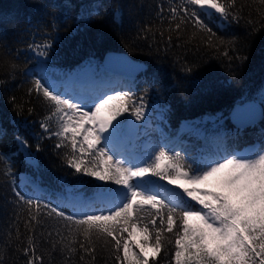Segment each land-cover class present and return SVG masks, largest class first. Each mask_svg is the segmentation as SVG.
<instances>
[{"label": "trees", "instance_id": "1", "mask_svg": "<svg viewBox=\"0 0 264 264\" xmlns=\"http://www.w3.org/2000/svg\"><path fill=\"white\" fill-rule=\"evenodd\" d=\"M181 2L0 0L3 264H27L24 249L30 236L35 238L36 255L43 256V264H115L111 246L105 247L103 241L96 242L95 259L80 250L66 258L61 245H53L58 231L66 235L67 222L54 214L47 216L49 209H41L39 224L28 223V206L17 193L53 208L60 205L61 211L71 215L70 197L76 192L85 198L91 196L90 185L96 183L94 178L74 175L64 162L68 149L56 148L57 139L41 128L51 105L33 90L36 79L47 80L58 89L71 82L99 94L120 90L131 92L134 98L144 97L147 107L143 121L130 140L140 155L165 145L184 158L236 153L251 142L264 147V114L247 125L236 124L230 116L236 103L255 99L264 104V4L260 0H236L233 17L224 22L215 16L209 22L198 13L215 33L209 39L191 23L176 30L179 21L173 20L170 9ZM44 43L52 47L44 56V66L39 67H44L41 74L37 66L42 63L38 54L43 49L34 46ZM109 50L126 51L147 66L135 77L120 75L103 63V55ZM88 69L92 75L89 82L85 80ZM73 85L72 89L76 87ZM130 115L125 113L124 119ZM185 119L199 130H181ZM50 124L54 130L55 119ZM17 137L27 143L22 146ZM24 148L32 160L27 159ZM21 171L31 174L44 190L22 182ZM31 214H36L35 209ZM167 239L173 243L162 249L155 264H174L175 238L168 235Z\"/></svg>", "mask_w": 264, "mask_h": 264}, {"label": "snow or ice", "instance_id": "2", "mask_svg": "<svg viewBox=\"0 0 264 264\" xmlns=\"http://www.w3.org/2000/svg\"><path fill=\"white\" fill-rule=\"evenodd\" d=\"M235 7L236 0H182L170 13L179 21L176 30L191 23L211 39L215 33L198 13L209 22L212 16L224 22ZM34 47L42 48L39 55L46 57L52 45ZM33 90L50 102L41 128L57 139L56 148L68 149L65 164L74 175L96 181L90 185L91 196L76 192L70 197L71 215L60 205L53 208L17 193L28 206L29 224L40 223L42 208L49 209L47 216L67 222L66 235L58 231L53 245L59 243L66 258L80 250L95 259L96 242L103 241L111 246L115 264H155L162 249L173 243L167 239L172 235L174 264H264V149L252 155L184 158L165 145L134 155L124 150L125 124L118 118L131 112L143 119L144 97L120 90L72 96L41 79L34 80ZM17 139L22 146L27 143ZM24 254L27 264H43L34 236Z\"/></svg>", "mask_w": 264, "mask_h": 264}, {"label": "water", "instance_id": "3", "mask_svg": "<svg viewBox=\"0 0 264 264\" xmlns=\"http://www.w3.org/2000/svg\"><path fill=\"white\" fill-rule=\"evenodd\" d=\"M105 67L120 75L135 77L140 74L147 66L146 62L134 58L126 51L109 50L103 55ZM264 114V104L255 99H249L241 103H236L230 112V116L236 124L247 125L261 119ZM143 119L137 120L134 115L128 116L125 121V137H134Z\"/></svg>", "mask_w": 264, "mask_h": 264}, {"label": "rangeland", "instance_id": "4", "mask_svg": "<svg viewBox=\"0 0 264 264\" xmlns=\"http://www.w3.org/2000/svg\"><path fill=\"white\" fill-rule=\"evenodd\" d=\"M38 56H39L40 61H42V63H40V61H39L40 65L37 66V68H39L41 66H44L42 64H44L43 61H45L44 60V56H40L39 54H38ZM43 69H44V67L39 68L38 69V73L42 74L43 73ZM85 73H86L85 74L86 75L85 80L87 82L92 81L91 69H88ZM49 83H51V82H49ZM72 85H73V83H71V82L65 83V85L63 87L59 88V90L61 92L71 93L72 96H77L79 94H99L97 91L89 89L90 87H87V86H85L83 84H75V85H73V86H76V87H73L74 89H72V87H70ZM75 90H77V91H75ZM124 116H125V114L122 117H119L118 119H121L124 122L125 121ZM189 120L190 119L183 120V122L181 124V130H186L188 128H193L194 131H198L199 127L195 123H191ZM131 139L132 138L125 137V149L124 150H126L127 152H131L134 155H140L138 152H136L134 150L133 142L130 141ZM24 149H25V152H26L27 159L32 160L31 155H29V154H31L30 151L27 150L26 148H24ZM261 149H264V147H258V142H251V143H248V144L244 145L243 147L239 148L236 151V154H238V155H252L253 153H255L257 151H260ZM115 158L116 157H114V159ZM20 177H21L22 182L32 183L33 186L35 188H37V191L44 190V186L42 184H40L37 179L32 178L31 174H28L27 172L21 171L20 172ZM162 183L166 184V182H162ZM18 186L21 188V184H18ZM166 186L167 187H173L171 185H166ZM68 209L70 211H73L71 207H68ZM194 210H196V209H194Z\"/></svg>", "mask_w": 264, "mask_h": 264}, {"label": "bare ground", "instance_id": "5", "mask_svg": "<svg viewBox=\"0 0 264 264\" xmlns=\"http://www.w3.org/2000/svg\"><path fill=\"white\" fill-rule=\"evenodd\" d=\"M231 112V111H230Z\"/></svg>", "mask_w": 264, "mask_h": 264}]
</instances>
